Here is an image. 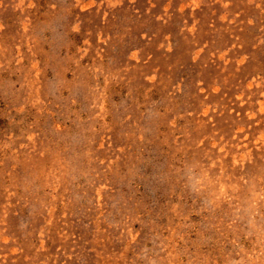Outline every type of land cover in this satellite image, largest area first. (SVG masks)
Here are the masks:
<instances>
[{"label":"rangeland","instance_id":"obj_1","mask_svg":"<svg viewBox=\"0 0 264 264\" xmlns=\"http://www.w3.org/2000/svg\"><path fill=\"white\" fill-rule=\"evenodd\" d=\"M0 264H264V0H0Z\"/></svg>","mask_w":264,"mask_h":264}]
</instances>
